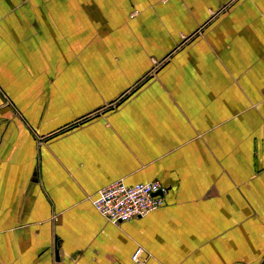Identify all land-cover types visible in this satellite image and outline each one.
<instances>
[{"label": "crops", "instance_id": "0c3cea01", "mask_svg": "<svg viewBox=\"0 0 264 264\" xmlns=\"http://www.w3.org/2000/svg\"><path fill=\"white\" fill-rule=\"evenodd\" d=\"M117 180L163 204L108 221ZM137 247L264 264V0H0V264Z\"/></svg>", "mask_w": 264, "mask_h": 264}, {"label": "built area", "instance_id": "2783aa9c", "mask_svg": "<svg viewBox=\"0 0 264 264\" xmlns=\"http://www.w3.org/2000/svg\"><path fill=\"white\" fill-rule=\"evenodd\" d=\"M165 190L157 180L131 185L117 180L99 189L92 204L108 221L123 222L142 217L161 206ZM142 251L137 247L132 253V261L142 264Z\"/></svg>", "mask_w": 264, "mask_h": 264}, {"label": "water", "instance_id": "95a60500", "mask_svg": "<svg viewBox=\"0 0 264 264\" xmlns=\"http://www.w3.org/2000/svg\"><path fill=\"white\" fill-rule=\"evenodd\" d=\"M54 253H55V255H56V257H57V255H58V250L55 248V250H54Z\"/></svg>", "mask_w": 264, "mask_h": 264}]
</instances>
